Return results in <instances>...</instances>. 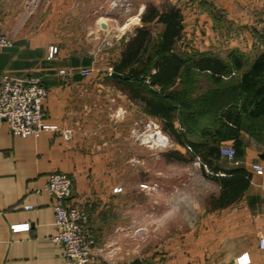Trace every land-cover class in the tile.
Returning a JSON list of instances; mask_svg holds the SVG:
<instances>
[{
	"label": "crops",
	"instance_id": "1",
	"mask_svg": "<svg viewBox=\"0 0 264 264\" xmlns=\"http://www.w3.org/2000/svg\"><path fill=\"white\" fill-rule=\"evenodd\" d=\"M34 1L37 4L33 11L26 5ZM104 1L0 0V34L9 35L13 41L11 47L0 48V77L35 78L49 91L43 101L48 128L39 136H12L7 124L0 126V264H66L62 248L52 240L57 231L53 198L46 190L49 175L60 172L73 178L74 194L68 205L84 208L96 189L94 180L113 161L109 153L100 152L102 141L90 139L85 133L84 124L90 123V119L85 116L87 107L83 100L92 94L84 90L86 87L101 83L108 75L114 77V73L81 76L78 71L92 66V61L78 58L75 53L77 47L73 44L69 53L60 48L54 59H48L49 47L56 45L52 34L65 12L72 7L74 19L91 16L93 4ZM128 1L136 9L131 21L118 27V24L100 19L96 24L101 35L120 34L122 28V38L126 33L130 34L142 26V15L148 3L154 2L157 6L162 5L161 8L154 6L159 10L175 6L184 18L193 15L197 28H206L208 32L213 31L229 39L226 45L220 46L222 49L203 50L190 46V52H213L224 56L236 51L250 61L264 54V0ZM31 13V16L42 15L51 20L29 36L28 15ZM98 17L101 16L96 15ZM225 20H228L229 28L222 31L219 27L225 25ZM257 24L261 26L260 40L254 38L258 33ZM240 33L244 34L243 45L236 38L233 40ZM117 53L119 59L121 53ZM94 67L99 71L101 65ZM62 69L67 73L61 74ZM243 126L240 134L242 156L235 161L222 156L227 158L225 163L229 167L222 166V160L220 165L228 170L237 167L248 169L250 186L235 202L223 206L212 204L195 231L184 235L180 242L170 244L164 262L160 261V264H239L241 257L250 260L245 264H264V249L259 247V238L264 237V175H258L252 168L254 164L264 166V117L251 119L245 128ZM65 130H71L69 139L64 138ZM222 146L232 147L229 143ZM218 184L216 197L222 190ZM25 224L30 225V230L13 231ZM91 228L89 223L90 233L94 232Z\"/></svg>",
	"mask_w": 264,
	"mask_h": 264
},
{
	"label": "rangeland",
	"instance_id": "2",
	"mask_svg": "<svg viewBox=\"0 0 264 264\" xmlns=\"http://www.w3.org/2000/svg\"><path fill=\"white\" fill-rule=\"evenodd\" d=\"M111 1L94 3L91 16L83 15L82 18H72L71 7L60 18L58 28L52 34L57 47L66 54L72 51L73 44L77 47L75 53L78 58L91 60L94 66L101 65L99 71L94 67L93 75L109 74L108 68H113L112 63L119 60L117 52L121 53L135 32L126 33L122 38V28L120 34L115 32L101 35L96 24L98 20L106 19L121 27L129 23L133 18L131 16L136 13L130 1L133 8L119 14L118 11L113 12L110 9ZM32 3L26 6L34 11L37 2ZM149 6L162 7L151 2L146 10ZM31 15H28L29 36L51 20L42 15ZM96 15L101 17L96 18ZM194 20L193 15L183 19V36L177 49L179 53L188 51L190 46L213 50V47L226 45L229 39H224V35L208 32L206 28H197ZM225 21V25L219 27L222 31L229 28L228 20ZM256 22L259 23V18ZM257 26L258 33L253 37L260 40L261 26ZM150 27L155 35L162 30L157 24H151ZM241 34L233 37V40L236 38L243 45L245 39L242 38L244 34ZM117 36L121 40L115 41ZM104 39L113 45L103 46ZM99 62L102 64L99 65ZM235 73L232 72L231 76L235 77ZM201 81L203 84L204 80ZM84 90L92 93L83 100L87 107L85 116L90 119V123L84 124L85 133L90 139L102 141L100 152L109 153L113 160L106 165L105 172H101V176L94 180L96 189L84 207L94 229L91 234L96 239L94 260L96 264H160V261L164 262L170 244L180 242L184 235L195 231L206 217L219 188L212 175L224 174H213L198 158L188 157L186 150H180L164 122L145 113L142 104L133 101L111 76L108 75L101 83H95ZM176 117L181 124V115L177 114ZM250 120H245L244 128ZM179 130L185 131V126L181 124ZM178 150L185 160L174 156ZM222 161V166L229 167L225 163L228 162L227 158L223 157Z\"/></svg>",
	"mask_w": 264,
	"mask_h": 264
},
{
	"label": "trees",
	"instance_id": "3",
	"mask_svg": "<svg viewBox=\"0 0 264 264\" xmlns=\"http://www.w3.org/2000/svg\"><path fill=\"white\" fill-rule=\"evenodd\" d=\"M183 19L175 6L163 10L149 6L141 17L143 26L136 28L119 60L112 63L120 76L111 78L142 104L145 113L164 122L188 157L198 158L213 174H224L212 175L222 188L212 204L223 206L242 198L250 186L248 169L221 167V147L229 143L236 159L242 156L240 134L245 120L264 117V54L250 61L236 51L227 56L179 53ZM151 24L160 25L161 32L155 35ZM177 114L185 131L179 130ZM180 150L174 156L185 160Z\"/></svg>",
	"mask_w": 264,
	"mask_h": 264
},
{
	"label": "built area",
	"instance_id": "4",
	"mask_svg": "<svg viewBox=\"0 0 264 264\" xmlns=\"http://www.w3.org/2000/svg\"><path fill=\"white\" fill-rule=\"evenodd\" d=\"M131 7L128 0H112L110 9L118 14ZM115 41H119L117 36ZM13 41L6 34H0V48H9ZM103 46H112L113 43L106 39ZM59 53L57 45L49 48L48 59H53ZM94 64V63H93ZM95 71L94 65L81 68L78 73L83 77L91 76ZM109 74L113 68H108ZM66 74V70H61ZM49 91L35 78H17L9 75L0 77V126L8 125L9 133L18 137H37L45 131L43 101L48 97ZM64 138L71 137V130H65ZM264 147V145H263ZM221 155L232 161L236 159L233 147H221ZM238 164V162H236ZM253 170L258 175H264V166L254 164ZM46 190L53 198L54 225L56 235L53 242L62 248L66 264H95L94 247L95 237L89 231V214L78 205H68L74 194V181L65 173H51L48 178ZM30 230V225L25 224L13 229L15 232ZM259 247L264 249V237L259 238ZM246 257L239 259V264L249 263ZM155 264V263H142Z\"/></svg>",
	"mask_w": 264,
	"mask_h": 264
},
{
	"label": "water",
	"instance_id": "5",
	"mask_svg": "<svg viewBox=\"0 0 264 264\" xmlns=\"http://www.w3.org/2000/svg\"><path fill=\"white\" fill-rule=\"evenodd\" d=\"M113 76H114V77H117V76H120V75H118V74L114 73V74H113Z\"/></svg>",
	"mask_w": 264,
	"mask_h": 264
},
{
	"label": "bare ground",
	"instance_id": "6",
	"mask_svg": "<svg viewBox=\"0 0 264 264\" xmlns=\"http://www.w3.org/2000/svg\"><path fill=\"white\" fill-rule=\"evenodd\" d=\"M160 140H161V139H158V142H161ZM161 143H162V142H161Z\"/></svg>",
	"mask_w": 264,
	"mask_h": 264
}]
</instances>
